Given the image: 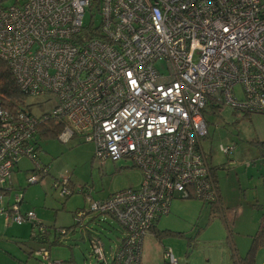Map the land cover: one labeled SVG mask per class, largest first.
I'll return each instance as SVG.
<instances>
[{
  "label": "built area",
  "instance_id": "2783aa9c",
  "mask_svg": "<svg viewBox=\"0 0 264 264\" xmlns=\"http://www.w3.org/2000/svg\"><path fill=\"white\" fill-rule=\"evenodd\" d=\"M6 1L0 0V57L22 91L51 92L56 104L38 117L0 104V215L6 224L30 222L32 235L46 232L33 211H20L21 193L10 202L4 196L12 191L20 158L33 161L27 183L44 175L35 158L40 123L69 122L83 141L93 142L101 163L130 159L140 169L137 188L104 199L85 191L86 209L74 214L79 225L92 213L123 229L122 239L108 248L90 236L97 264H140L144 235L169 212L174 197L219 204L201 147L208 135L203 109L264 114V0ZM86 10L99 16L98 24L84 23ZM158 61L166 64L165 73ZM70 134L62 126L59 138ZM220 150L231 154L234 146ZM62 180L52 186L69 195ZM34 255L38 264H61L46 248ZM164 257L177 264L170 249Z\"/></svg>",
  "mask_w": 264,
  "mask_h": 264
},
{
  "label": "rangeland",
  "instance_id": "374dc122",
  "mask_svg": "<svg viewBox=\"0 0 264 264\" xmlns=\"http://www.w3.org/2000/svg\"><path fill=\"white\" fill-rule=\"evenodd\" d=\"M8 3L10 0L6 1ZM91 22L98 24L99 16L86 10L84 23ZM156 68L166 72L163 61H158ZM235 92L240 94L238 88ZM55 104L51 93L29 95L26 109L38 117L51 112ZM203 114L208 135L202 139L201 147L215 168L217 187L225 191L230 205H221L220 211L195 197L173 198L169 212L157 218L153 231L143 237L141 264H169L163 256L164 249L171 250L177 264H234L235 256L246 253L251 235L257 229L262 211L242 200V193L251 195L247 180L242 176L244 168L248 167L250 172L254 169L253 162L264 150L249 143L252 126L243 122L248 115H237L227 106L211 108L210 105L204 108ZM221 145H233V153H223ZM94 150V144L83 141L80 134L63 141L59 134L38 136L37 133L35 157L48 171L38 182L27 184L26 178L33 172V161L28 157L20 158L17 162L20 171L11 174L12 191L4 196V201L10 202L14 194L21 193L20 211H33L48 232L43 233L46 237L43 240L31 234L30 222L6 224L3 216L0 217V230L4 234L0 236V264H23L24 260L33 264L31 257L38 248H46L51 258L63 263L71 260L75 264H97L90 255L89 235L81 236L86 231L100 237L105 248L117 243L122 229L114 219L89 213L83 223L92 220L81 231L76 226L74 214L86 209V192L92 199H104L118 190L137 188L142 176L130 159L101 163L94 157ZM38 154L44 155L45 161H39ZM29 168L26 176L24 169ZM62 177L67 179L70 191L67 197L61 196L52 186ZM56 229H64L67 233L57 236ZM154 231H159L160 237H156ZM256 260L264 262V249L257 251Z\"/></svg>",
  "mask_w": 264,
  "mask_h": 264
},
{
  "label": "trees",
  "instance_id": "16d2710c",
  "mask_svg": "<svg viewBox=\"0 0 264 264\" xmlns=\"http://www.w3.org/2000/svg\"><path fill=\"white\" fill-rule=\"evenodd\" d=\"M28 97H29L28 93L22 91L19 88V85L17 84L16 79L11 73L7 64L0 59V104L2 105V107L10 112H15L17 110H27L26 100L28 99ZM62 126L63 124L56 121L55 119H49L47 121L40 123L38 127V134H41L42 136H47L49 134L57 135L60 133ZM214 169L215 168L212 167V170ZM47 171L48 168L44 166V172L46 173ZM27 184H31V183H27ZM210 205L217 207L219 210L222 209L220 194H219V205L217 204H210ZM85 217L82 219V225H81L83 227L85 225L84 229L86 228V223H87V222L83 223ZM155 223L151 226V228L152 227L154 228ZM77 225L79 226V224L76 223V226ZM83 227H80V229ZM90 233L92 232H87V231L85 232L86 235H89V242H90ZM154 234L156 237H160L159 231L157 232L154 231ZM42 238L43 240L46 239V237L44 236ZM260 248L264 249V228H261L260 230L256 231L253 235H251V242L246 253L244 254V256L241 257L235 256L234 264H264V262L258 263L256 260V254ZM140 254H141V250H140ZM62 264H75V263L71 260H68L65 263L62 262Z\"/></svg>",
  "mask_w": 264,
  "mask_h": 264
},
{
  "label": "crops",
  "instance_id": "0c3cea01",
  "mask_svg": "<svg viewBox=\"0 0 264 264\" xmlns=\"http://www.w3.org/2000/svg\"><path fill=\"white\" fill-rule=\"evenodd\" d=\"M247 117L248 118H245V121H243V122H245V123L248 122L252 126V136H250L248 139L249 143H251L255 147L259 148L260 151H262V150H264V114H252V115H248ZM38 136H39V134H38ZM38 138L39 137H37V144H38ZM38 155L39 156H37V158L39 161H45L44 155H41V154H38ZM253 163H254V169L251 172L249 171L248 167L243 169L244 172H243L242 177L244 178V180H247L246 182L251 189L250 190L251 195H250V197H248L247 195H245V193H242V200L244 202L249 203L251 206L256 207L262 211V214L258 220V226L256 229V231H258L261 228H264V154H262V152H260L259 158L257 160H255ZM211 167H212V165H211ZM24 170L25 171L27 170L25 173V175L27 176V174H28L27 172H28V170H31V168L24 169ZM17 171H20V169H18V166L16 165L14 167L12 173L15 174V173H17ZM213 172H214L215 177H216L215 169L213 170ZM218 189H219V194H220L221 205H223V206L230 205V202L226 196L225 191L223 189H220L219 187H218ZM220 211H222V209ZM223 214H224V211H223ZM0 217H2V215H0ZM92 218H95V217L92 216ZM90 220H92V219H88V220H86V222H88ZM3 222H4V218H3ZM1 223H2V220L0 219V225H2ZM152 228L149 230V232L153 231L154 228L153 229ZM121 234H122V231H121ZM3 235L4 234L0 230V236H3ZM12 237H14V236H12ZM17 237H19V236H17ZM121 237L122 236L120 235V239H121ZM2 238H4V237H2ZM2 242H4V241H2ZM143 250H144V243L142 242L141 252ZM31 259L33 260V264H38L35 256L32 255ZM19 261H21V260H19ZM140 261H141V256H140ZM23 264H27V261L24 260Z\"/></svg>",
  "mask_w": 264,
  "mask_h": 264
},
{
  "label": "bare ground",
  "instance_id": "6f19581e",
  "mask_svg": "<svg viewBox=\"0 0 264 264\" xmlns=\"http://www.w3.org/2000/svg\"><path fill=\"white\" fill-rule=\"evenodd\" d=\"M0 59L2 60V61H4L6 64H7V66L9 67V65H8V63H7V61L6 60H4V59H2L1 57H0ZM9 69H10V71H11V73L13 74V76H14V73H13V71H12V69L9 67ZM15 77V76H14ZM16 79V78H15ZM16 82H17V80H16ZM18 84V83H17ZM47 93H51V92H47ZM52 95H53V97L55 98V96H54V94L53 93H51ZM29 95V94H28ZM211 107V106H210ZM219 107H222V106H218V107H211V108H219ZM17 111H19V110H17ZM17 111H15V112H11V113H16ZM203 111H204V109H203ZM203 111H202V115L204 116V114H203ZM8 112H10V111H8ZM246 115H252V114H246ZM63 126L64 127H67V128H70V130H71V134L69 135V136H67V135H65V136H63V137H61V140H63V141H66V140H69L70 138H72L74 135H78V134H80V136H81V132H78L77 130H75L73 127H72V125L69 123V122H66V123H64L63 124ZM62 130V129H61ZM61 132V131H60ZM60 134V133H59ZM93 143V142H92ZM222 146V145H221ZM233 146V145H232ZM234 151V150H233ZM205 154V153H204ZM36 158V157H35ZM207 158V157H206ZM207 161H208V159H207ZM208 163H209V161H208ZM17 165V163L14 165V167ZM209 165H210V163H209ZM14 167H13V169H14ZM44 168V167H43ZM210 168H211V171H212V174L214 175V177H215V174H214V172H213V170H212V167H211V165H210ZM13 169H12V171H13ZM12 174V173H11ZM27 179V178H26ZM215 180H216V178H215ZM10 182H11V177H10ZM216 184H217V182H216ZM12 186V185H11ZM125 189V188H124ZM217 190H218V187H217ZM112 194V193H111ZM218 194H219V192H218ZM67 196V195H66ZM109 196V195H108ZM107 196V197H108ZM65 197V196H64ZM177 197V196H176ZM176 197H174V198H176ZM106 198V197H105ZM181 198V197H180ZM157 220V219H156ZM155 220V221H156ZM155 221H154V223H155ZM153 223V224H154ZM8 224V223H7ZM152 224V225H153ZM19 225V224H18ZM120 225V224H119ZM44 226V225H43ZM45 227V226H44ZM80 227H83V226H81V225H79V228ZM121 227V226H120ZM46 228V227H45ZM151 228V227H150ZM149 228V229H150ZM121 229H122V227H121ZM149 231V230H148ZM147 231V232H148ZM46 232H48V230H47V228H46ZM85 234V232H83V233H81V236L83 237V235ZM93 233H90V236L92 235ZM36 236H38L39 238H42L44 235L42 234V235H34V237H36ZM122 236H123V229H122ZM100 238V237H99ZM121 239H122V237H121ZM120 239V240H121ZM119 240V241H120ZM118 241V242H119ZM143 241V240H142ZM117 242V243H118ZM116 244V243H115ZM142 245V244H141ZM166 249H164V251H165ZM48 251V250H47ZM163 251V252H164ZM49 253V252H48ZM50 256V255H49ZM141 256V255H140ZM163 256H164V253H163ZM165 258V257H164ZM166 259V258H165ZM60 261V260H59ZM37 263H38V260H37ZM61 264H62V261H61ZM140 264H141V262H140Z\"/></svg>",
  "mask_w": 264,
  "mask_h": 264
}]
</instances>
